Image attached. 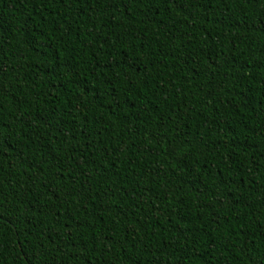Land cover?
Wrapping results in <instances>:
<instances>
[{"label": "trees", "instance_id": "obj_1", "mask_svg": "<svg viewBox=\"0 0 264 264\" xmlns=\"http://www.w3.org/2000/svg\"><path fill=\"white\" fill-rule=\"evenodd\" d=\"M0 264H264V0H0Z\"/></svg>", "mask_w": 264, "mask_h": 264}]
</instances>
